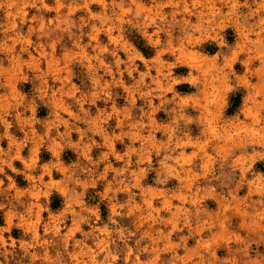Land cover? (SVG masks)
<instances>
[{
  "label": "rangeland",
  "instance_id": "rangeland-1",
  "mask_svg": "<svg viewBox=\"0 0 264 264\" xmlns=\"http://www.w3.org/2000/svg\"><path fill=\"white\" fill-rule=\"evenodd\" d=\"M258 163L264 0H0V264H264Z\"/></svg>",
  "mask_w": 264,
  "mask_h": 264
},
{
  "label": "trees",
  "instance_id": "trees-1",
  "mask_svg": "<svg viewBox=\"0 0 264 264\" xmlns=\"http://www.w3.org/2000/svg\"><path fill=\"white\" fill-rule=\"evenodd\" d=\"M128 38L132 42V44L142 53L143 56H145V57L152 56L153 48L150 45H148L146 43V41L138 33L132 32L130 35H128ZM228 42H231L230 37H228ZM214 48H216V47H213V49ZM213 49L210 48L208 52L212 53ZM242 96H243L242 90H235V91L230 93V95L228 97V101H227V106L225 109V115L232 116L235 113H237V110L241 104ZM256 167L262 173H264V164L258 163L256 165ZM59 204H60V199H58V197L52 198V203L50 205L52 209L59 207ZM101 210H102L101 215L104 216L105 215L104 207H102ZM0 223H1V219H0Z\"/></svg>",
  "mask_w": 264,
  "mask_h": 264
}]
</instances>
